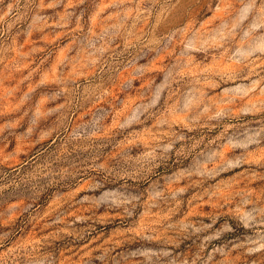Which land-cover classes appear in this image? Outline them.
I'll return each mask as SVG.
<instances>
[{
	"label": "rangeland",
	"instance_id": "rangeland-1",
	"mask_svg": "<svg viewBox=\"0 0 264 264\" xmlns=\"http://www.w3.org/2000/svg\"><path fill=\"white\" fill-rule=\"evenodd\" d=\"M0 264H264V0H0Z\"/></svg>",
	"mask_w": 264,
	"mask_h": 264
}]
</instances>
